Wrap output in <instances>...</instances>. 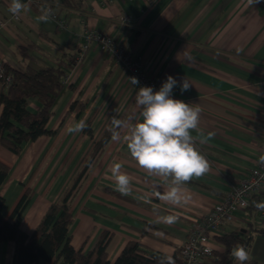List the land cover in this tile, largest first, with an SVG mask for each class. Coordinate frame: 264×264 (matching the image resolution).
<instances>
[{
  "label": "crops",
  "instance_id": "crops-1",
  "mask_svg": "<svg viewBox=\"0 0 264 264\" xmlns=\"http://www.w3.org/2000/svg\"><path fill=\"white\" fill-rule=\"evenodd\" d=\"M21 2L28 7L18 13L16 22L9 21L12 0L0 3V22H7L0 29V62L7 67L57 66L65 54L75 56L87 29L112 37L142 65L149 79L162 84L172 75L184 77L191 85L183 94L174 89L173 97L199 108V124L191 134L209 168L186 182L179 204L159 198L168 191L170 178L149 173L132 159L123 140L127 127L119 128L120 139L112 138L87 170L71 204L69 234L75 250L90 251L99 236L109 232L113 234L108 247L111 262L129 241L173 255L189 227L222 201L233 181L245 179L263 153L264 5L257 0H76L73 7L65 8L52 0L48 9L65 21L61 30L49 15L40 18L48 10L41 8L42 0ZM136 94L127 74L108 55L95 47L82 53L67 71L48 121L53 135L23 145L20 155L0 148V160L10 168L0 188L5 200L2 215L7 218L26 190L31 191L20 225L31 234L91 150L85 128L78 133L66 129L81 120L87 124L91 118L93 139H97L114 127L113 118L130 126L141 110ZM75 103L84 105L79 116L69 110ZM37 108L30 101L29 109ZM114 163L130 177V193L123 196L139 204L107 193L108 189L120 194L110 167ZM168 215L175 216V222H161L159 218ZM146 223L156 229L142 237L139 230ZM252 229L263 235L252 237L244 264H264V219L238 214L225 232L248 237ZM13 251V243H0V264H11Z\"/></svg>",
  "mask_w": 264,
  "mask_h": 264
},
{
  "label": "trees",
  "instance_id": "trees-1",
  "mask_svg": "<svg viewBox=\"0 0 264 264\" xmlns=\"http://www.w3.org/2000/svg\"><path fill=\"white\" fill-rule=\"evenodd\" d=\"M52 0H42L41 8L46 11ZM58 5L71 8L76 0H54ZM82 0H77V2ZM3 0L0 1L2 3ZM52 10V9H51ZM56 15V14H55ZM81 48L75 52L65 54L57 66H48L33 69L26 66L24 69H12L2 62L3 72L0 73V148H4L14 155H20L23 145L34 142L40 137L51 136L53 132L47 129L49 119L54 115V106L57 98L64 89L67 71L72 69L81 56ZM34 100L38 108L29 109L30 101ZM84 105L75 103L71 105L70 112L76 111L77 116L83 112ZM91 118L84 129L92 140V147L87 158L78 165L62 191L58 200L50 204L38 226L31 234L23 232L20 228L21 216L29 204L32 193L29 190L19 198L5 218L2 210L5 200L0 196V243L11 242L14 246L11 264H167L171 258L173 264H178V251L173 255L155 252L136 241H129L116 260L108 259V247L113 234L103 232L90 251L82 248L75 250L71 245L69 227L73 223L72 201L81 188L87 170L93 166L96 158L102 153L117 133L119 128L105 129L97 139H93L91 131ZM9 166L0 160V188L9 174ZM113 194L120 199H126L132 204H139L135 200ZM264 193L253 195L247 209L249 217L254 219L258 214V205ZM253 227L254 223H250ZM156 229L153 224L146 223L139 233L142 237L149 236L148 230ZM251 236H244L237 232H224L221 236H214L212 241L218 246L213 248L212 259L207 264H235L236 260L231 252L234 247L242 245L246 251L254 235H263L262 231L252 229ZM220 248V249H219Z\"/></svg>",
  "mask_w": 264,
  "mask_h": 264
},
{
  "label": "clouds",
  "instance_id": "clouds-1",
  "mask_svg": "<svg viewBox=\"0 0 264 264\" xmlns=\"http://www.w3.org/2000/svg\"><path fill=\"white\" fill-rule=\"evenodd\" d=\"M27 7L21 0H12L9 12L16 15ZM40 18L46 20L48 14ZM129 80L134 86L139 84L134 77ZM190 87L184 77L177 78L172 75L166 77L158 90L150 86L138 87L135 102L141 109L139 119L130 126L120 119L113 118L111 121L114 128H128V134L123 140L130 156L139 167L156 176L170 178L168 191L159 198L172 205L180 203L179 194L186 182L193 177L202 176L209 168L206 158L195 147L191 134L199 124V108L173 97L174 89H179L183 94ZM85 127V122L81 120L66 131L78 133ZM113 138L120 139L115 132ZM258 163L264 165V153L259 155ZM110 167L115 190L121 195H128L131 190L129 175L119 171V163ZM258 207L264 208V204H259ZM159 219L163 223L171 224L176 217L168 215ZM231 255L239 264L248 260V253L242 245L234 247ZM167 264H173L170 257L167 258Z\"/></svg>",
  "mask_w": 264,
  "mask_h": 264
},
{
  "label": "built area",
  "instance_id": "built-area-1",
  "mask_svg": "<svg viewBox=\"0 0 264 264\" xmlns=\"http://www.w3.org/2000/svg\"><path fill=\"white\" fill-rule=\"evenodd\" d=\"M257 1L264 5V0ZM46 13L54 20L59 29L66 28L65 21L58 18L51 9H48ZM18 20V14L13 15L11 13L9 21L16 22ZM124 22L127 23L128 19L126 18ZM6 24L7 22H0V29L4 28ZM92 47L108 55L127 74L129 79L134 77L139 81L137 86L132 85L130 82L133 90L138 92V87L146 86L158 90L161 86L160 83L149 79L142 65L134 61L131 55L124 48L117 45L112 37L86 29L82 35V53ZM2 72L3 68L0 65V73ZM263 188L264 165L257 163L245 179L232 182L222 201L215 204L208 214L199 218L189 227L186 239L178 251V264H206L207 260L212 259L214 251L212 238L223 235L227 226L235 221L238 214H248L247 209L250 206L252 196L262 193ZM259 204H264V198L261 199ZM257 217L264 219V208L258 207Z\"/></svg>",
  "mask_w": 264,
  "mask_h": 264
},
{
  "label": "rangeland",
  "instance_id": "rangeland-1",
  "mask_svg": "<svg viewBox=\"0 0 264 264\" xmlns=\"http://www.w3.org/2000/svg\"><path fill=\"white\" fill-rule=\"evenodd\" d=\"M1 1V0H0Z\"/></svg>",
  "mask_w": 264,
  "mask_h": 264
}]
</instances>
